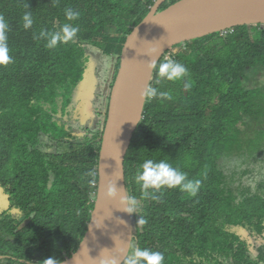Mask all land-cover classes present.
<instances>
[{
	"label": "trees",
	"instance_id": "1",
	"mask_svg": "<svg viewBox=\"0 0 264 264\" xmlns=\"http://www.w3.org/2000/svg\"><path fill=\"white\" fill-rule=\"evenodd\" d=\"M153 1L0 0L12 58L0 65L3 264H43L50 257L61 263L77 250L94 208L104 127L73 137L57 110L74 103L88 62L84 49H97L119 64L128 35ZM69 8L80 14L74 21L65 18ZM27 11L33 24L25 30L21 17ZM65 23L79 29L73 41L49 49L45 39L35 38ZM234 30L185 45L176 60L188 69L189 90L183 81L157 83L153 71L151 85L173 98L146 103L125 159L128 196L138 204L131 251L162 252L163 264H264V167L240 177L235 187L221 164L245 155L249 167L264 153V129L257 123L264 122V85H250L264 72V28ZM240 112L248 115V125ZM147 159L166 161L200 180V189L190 196L163 186L146 195L134 177ZM230 219L231 226L240 223L232 234L217 224Z\"/></svg>",
	"mask_w": 264,
	"mask_h": 264
},
{
	"label": "water",
	"instance_id": "2",
	"mask_svg": "<svg viewBox=\"0 0 264 264\" xmlns=\"http://www.w3.org/2000/svg\"><path fill=\"white\" fill-rule=\"evenodd\" d=\"M161 1L128 35L111 92L99 160V183L87 230L71 257L60 264H123L121 248L130 252L132 213L122 210L119 194L128 196L125 159L144 115L139 92L151 84L147 62L157 63L172 47L245 25H264V0H183L156 13ZM115 182L118 196H105Z\"/></svg>",
	"mask_w": 264,
	"mask_h": 264
},
{
	"label": "clouds",
	"instance_id": "3",
	"mask_svg": "<svg viewBox=\"0 0 264 264\" xmlns=\"http://www.w3.org/2000/svg\"><path fill=\"white\" fill-rule=\"evenodd\" d=\"M161 1L160 6L158 7L156 13L163 12L169 8L175 7L178 3L182 2L183 0H154L155 4L150 8V11L152 8L156 6L158 2ZM199 1V0H195ZM208 1V0H203ZM166 2H169V5L163 10L159 11L163 4ZM150 11L148 13H150ZM65 18L67 21H74L79 17V12L73 11L72 9H66L65 10ZM23 21V28L25 30H28L31 28L33 24V18L30 11H27L23 14L21 17ZM254 25H261V24H254ZM249 26V25H245ZM264 26V25H261ZM238 28V27H235ZM235 28L226 29L223 31L218 32L221 37L225 38L228 37V35H231L235 32ZM9 29V25L6 22L5 18L0 15V65H7L10 62H12V58L9 55V47H8V36L7 32ZM134 29V28H133ZM79 29L78 27L72 26L69 23H65L58 31H46L41 30L39 35L35 37L36 39H45L46 40V47L49 49H54L58 46V44H66L70 41H73L77 37ZM216 34V33H215ZM213 35V34H212ZM210 37V35H209ZM206 38V37H205ZM203 39V38H202ZM200 40V39H198ZM196 41V40H195ZM190 42L181 43L179 45L181 46L182 51H185V45ZM124 46V45H123ZM178 46V45H176ZM175 47V46H174ZM172 47L169 49L161 59H163V62L157 63L155 59H150L147 62V69L149 72H155V79L156 82L159 83L161 81H169V82H177V81H183V89L185 91L189 90L192 86L190 80H185V77L188 73L187 67L182 64L181 62H178L176 60L177 57L173 56L171 53V50L174 48ZM96 53L99 52L97 49L94 48H86L84 49V53L86 54V57L88 58V62L86 63V66L83 65V78L78 83L76 88L73 92V98L75 101H80L82 98L89 99L83 91H86L88 87V81L91 78V74L94 73V75L97 72H100L103 69L104 64L108 65V62L111 60L109 66L111 68V71L113 73V78L110 79V93H109V103L110 104V97L112 88L114 85V81L116 78V75L119 70L120 61L119 64L115 60L111 59V57H105L103 55L100 56L102 60H96L94 63L90 65L91 57L87 55V53ZM121 56V55H120ZM160 59V60H161ZM117 66V67H116ZM264 73V72H263ZM114 80V81H113ZM152 80V79H151ZM107 83V82H106ZM139 98L142 101L145 102H151L153 99L157 100H171L173 97L168 91H160L157 87L152 86L151 84H145L142 88V90L139 92ZM90 100V99H89ZM74 104V103H73ZM67 107V110L64 109H58L57 117L62 119V124L65 123L66 128L72 127L73 122H76L75 120L81 116L80 109L77 108L79 103ZM101 106V102L99 104ZM146 105V104H145ZM252 105H255L252 103ZM95 109L93 106H91V109ZM108 109L107 107L106 112L103 113V115L106 117V121L104 123V132L107 122V116H108ZM145 110V108H144ZM72 111H77V114H72ZM264 113V110L262 111V114ZM107 114V116H106ZM240 114L245 117V125H248L250 123L249 117L247 114H244L240 112ZM144 117V115H143ZM142 117V119H143ZM141 119V121H142ZM247 120V122H246ZM242 129L244 127L243 124L238 123ZM264 145V144H263ZM262 152V151H261ZM243 156H236L232 159H223L221 162L224 164H230L231 170L225 169V173L229 176H234V186H238L240 181L242 180L243 175H254L257 172H259L264 167V153L262 152V155L258 156V160L255 163H252L249 167L246 164V158ZM240 166L237 168V171H239L240 177H242L238 182H236L240 177L235 176V172L233 167ZM247 171H249L247 173ZM245 172V173H244ZM244 173V174H243ZM135 183L139 185L140 190L144 192L146 195L150 194V192L154 189H159L163 186H166L169 189L173 188H179L181 191L186 192L190 196H195L198 190L200 189L201 182L200 180H190L187 178V174L184 172L179 171L177 168L171 166L166 161H159L154 162L152 159L145 160L140 167L137 169L135 174ZM236 182V183H235ZM105 196L109 199H115L118 196V190L115 186V182L112 183L110 186L106 187L105 189ZM119 200L122 202V210L126 213H138V204L135 197L132 196H126L123 194H119ZM95 202V201H94ZM241 219H239L240 222ZM232 219L225 222L222 227L224 229L228 228V232L235 233L239 230L240 223L236 225H229L231 223ZM141 225L145 223L143 219H139L138 221ZM220 225V223H217ZM133 244V243H132ZM132 249V247H131ZM123 254V264H163L164 262V255L162 252L158 251H151L149 249H141L139 247H135L132 251L128 252L127 247H123L120 250ZM67 259V258H65ZM43 264H60L59 261H57L55 258H48L43 261Z\"/></svg>",
	"mask_w": 264,
	"mask_h": 264
},
{
	"label": "rangeland",
	"instance_id": "4",
	"mask_svg": "<svg viewBox=\"0 0 264 264\" xmlns=\"http://www.w3.org/2000/svg\"><path fill=\"white\" fill-rule=\"evenodd\" d=\"M264 28V26H262ZM182 45L175 46L171 53L175 57H181ZM88 56L91 57L90 65L94 63L96 60H102L100 53H87ZM112 59V58H111ZM115 60V59H113ZM111 60L108 62V65L104 64L103 69L100 72H97L95 75L94 73L91 74V78L88 81V87L86 91H83L85 95L90 99L82 98L80 101H75L73 105L79 103L77 106L78 109H80L81 116L78 117L73 122L72 129H73V137L81 138L84 135H86L82 129H88L91 130L93 127H96V131H102V128L104 127V123L106 121V117L103 115V113L106 112L107 107H109L108 103V97L110 93V79L113 77V73L111 71V68L109 66ZM117 67V66H116ZM114 81V80H113ZM107 82V83H106ZM257 84L264 85V73H261L259 76L255 78V81L253 84H250L252 87H254ZM227 94V92L225 93ZM101 102V106L99 105ZM91 106H93L95 109H91ZM74 111H72L73 113ZM260 115L263 116L262 112H260ZM247 122V120H246ZM260 125L261 129H264V122H257ZM241 124H243L241 122ZM245 127V125H244ZM242 127V129L244 128ZM238 128H241L238 124ZM224 169L231 170L230 164H224L221 162ZM240 167V166H238ZM237 166L234 165L233 169L235 172L236 177H240L239 171H237ZM233 195L237 196L236 190H233ZM220 226H222L225 222H219ZM0 264H3V262L0 260Z\"/></svg>",
	"mask_w": 264,
	"mask_h": 264
},
{
	"label": "bare ground",
	"instance_id": "5",
	"mask_svg": "<svg viewBox=\"0 0 264 264\" xmlns=\"http://www.w3.org/2000/svg\"><path fill=\"white\" fill-rule=\"evenodd\" d=\"M147 103V102H146ZM72 113V112H71ZM78 112L77 111H74L72 114H77Z\"/></svg>",
	"mask_w": 264,
	"mask_h": 264
}]
</instances>
